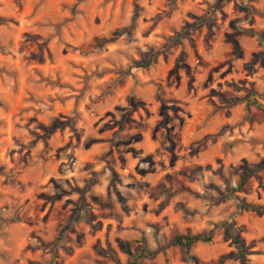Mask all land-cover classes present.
Returning a JSON list of instances; mask_svg holds the SVG:
<instances>
[{"label":"rangeland","instance_id":"374dc122","mask_svg":"<svg viewBox=\"0 0 264 264\" xmlns=\"http://www.w3.org/2000/svg\"><path fill=\"white\" fill-rule=\"evenodd\" d=\"M238 1L0 0V264H240L225 224L264 264V0Z\"/></svg>","mask_w":264,"mask_h":264},{"label":"trees","instance_id":"16d2710c","mask_svg":"<svg viewBox=\"0 0 264 264\" xmlns=\"http://www.w3.org/2000/svg\"><path fill=\"white\" fill-rule=\"evenodd\" d=\"M222 3L226 2H233L235 4H239L238 0H220ZM179 38V37H178ZM178 40V39H177ZM153 63V57H151L145 64H139L138 67L142 69H147L151 66ZM158 95L160 94V88L157 89ZM253 97H257V95H253ZM251 107H256V108H263L262 105H260L255 99H248L246 101V111L249 112ZM238 189L240 188V183L238 184ZM240 207L243 208H250V206L247 205H241ZM259 213H262L263 211L261 209H257ZM74 221H77V219H74ZM70 228V223L65 225L61 230H60V235L61 237L67 230ZM243 233V229L240 227L236 231H232L230 225L225 224L224 225V238L226 240H229L231 244L234 246V248L238 251L237 257L240 262V264H247L245 260V256L247 255L244 251V246H243V241L240 238V235ZM211 241L210 235H180L175 238L170 242L171 246H175L181 249H188L192 247L196 243H203L207 244ZM124 254L128 257L129 262L127 264H138V262L143 258L142 253L139 257L133 258L129 247L127 245L124 246L123 248ZM148 256H151V253L147 254Z\"/></svg>","mask_w":264,"mask_h":264}]
</instances>
